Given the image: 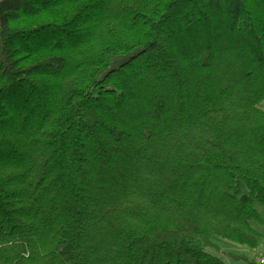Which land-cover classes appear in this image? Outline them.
Here are the masks:
<instances>
[{"label": "trees", "instance_id": "1", "mask_svg": "<svg viewBox=\"0 0 264 264\" xmlns=\"http://www.w3.org/2000/svg\"><path fill=\"white\" fill-rule=\"evenodd\" d=\"M261 103L264 0H0V264L252 251Z\"/></svg>", "mask_w": 264, "mask_h": 264}, {"label": "rangeland", "instance_id": "2", "mask_svg": "<svg viewBox=\"0 0 264 264\" xmlns=\"http://www.w3.org/2000/svg\"><path fill=\"white\" fill-rule=\"evenodd\" d=\"M259 109L264 110V103L259 105ZM254 211L259 214L261 222L264 223V214L256 209ZM254 233L258 238V242L252 251L225 244H215L214 250L207 252V254L219 260L221 264H242L241 260L249 264H264V226L255 229Z\"/></svg>", "mask_w": 264, "mask_h": 264}]
</instances>
